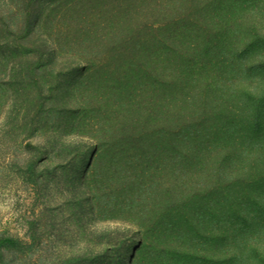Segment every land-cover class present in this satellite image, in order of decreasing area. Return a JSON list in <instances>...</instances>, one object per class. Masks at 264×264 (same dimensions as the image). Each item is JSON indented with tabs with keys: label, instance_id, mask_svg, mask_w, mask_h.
<instances>
[{
	"label": "trees",
	"instance_id": "trees-1",
	"mask_svg": "<svg viewBox=\"0 0 264 264\" xmlns=\"http://www.w3.org/2000/svg\"><path fill=\"white\" fill-rule=\"evenodd\" d=\"M242 3L245 12L253 0ZM66 5L55 14L60 18L56 55L85 75L77 86L81 97L87 91L96 108L105 104L106 113H115L108 128L101 126L103 135L93 134L109 162L101 180L89 181L94 201L101 205L105 188L114 185L115 204L103 217L126 210L132 197L117 202L145 179H164L159 161L171 159V166L176 162L179 173L190 174L200 187L185 190L184 210L168 224L145 226L154 246L151 264H264V247L255 244L264 235V16L259 30H249L243 16L230 12L231 0H70ZM68 13L75 32L63 38ZM43 22L40 18V27ZM45 47L43 41L25 42L24 63L50 59ZM34 71L20 69L15 101L30 98ZM257 172L260 187L251 188ZM209 194L211 256L210 241L202 235ZM186 223L189 236L182 230ZM231 230L235 233L228 235ZM238 231L247 239L236 246L231 238ZM18 244L14 237L0 238V246Z\"/></svg>",
	"mask_w": 264,
	"mask_h": 264
},
{
	"label": "rangeland",
	"instance_id": "rangeland-1",
	"mask_svg": "<svg viewBox=\"0 0 264 264\" xmlns=\"http://www.w3.org/2000/svg\"><path fill=\"white\" fill-rule=\"evenodd\" d=\"M67 1L0 0V238L19 241L15 247L0 246V264H151L154 246L146 237L145 226L168 224L171 215L184 210L185 190L200 186L190 181V174L179 173L176 162L171 166V159L159 161L164 179H145L132 188L133 194L128 191L117 202L119 205L132 197L127 209L119 211L120 217H103L115 204V194L111 193L114 185L105 188L99 198L101 205L94 201L89 181L101 180L109 162L101 156L97 149L101 141L93 134L103 135L101 126L108 128V118L115 113H106L105 104L100 110L96 108L87 91L81 97L77 86L85 75L70 67L69 59L59 60L56 55L53 38L60 18L55 14L60 7L65 10ZM231 1L230 12L243 16L244 29L253 26L259 30L263 0H253L245 12L241 7L246 3ZM92 5L89 11L95 12ZM40 18H44L41 27ZM62 25L63 38L75 32L69 13ZM36 41L45 42L51 58L24 63L23 45ZM34 68L37 75L31 80L30 98L15 101L20 69ZM79 132L82 137H75ZM256 175L251 188L260 187L262 177L259 172ZM207 200L209 221L202 235L210 241L211 256V194ZM187 228V223L183 224L182 230L189 236ZM234 233L231 230L228 235ZM231 239L238 246L247 234L238 231ZM255 244L263 249L264 235L255 239ZM122 249L126 250L124 257Z\"/></svg>",
	"mask_w": 264,
	"mask_h": 264
}]
</instances>
